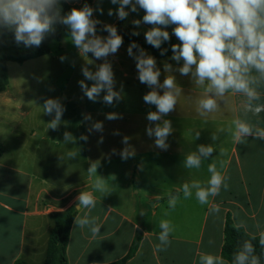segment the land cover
Here are the masks:
<instances>
[{
  "label": "crops",
  "instance_id": "obj_1",
  "mask_svg": "<svg viewBox=\"0 0 264 264\" xmlns=\"http://www.w3.org/2000/svg\"><path fill=\"white\" fill-rule=\"evenodd\" d=\"M64 1L75 6L82 3V0ZM92 8L94 19L103 25L123 23L142 36L153 27L143 22L139 26L133 24L134 20L142 21L145 14L139 6L136 12L126 6L129 15L124 20L116 14L119 4H112L111 0H93ZM98 8L103 9L102 14L96 10ZM109 9L113 11L111 16ZM174 27L169 25L164 29L170 37H175ZM146 53L152 56L149 51ZM171 57L155 58L161 71L160 83L171 74L182 89L175 110L163 117L171 121L173 128L167 138L169 148L164 151L156 148L155 138L146 134L147 127H155L146 116L149 111H156V107L143 100L151 89L138 80L135 60L118 49L113 70L130 76L129 83L125 84L131 89L130 119L118 120V153L125 147L122 140L127 136L136 155L125 161L118 154V164L99 165L97 175L107 181L106 194L93 190L96 176L89 177L90 163L82 176L72 172L67 180L60 177L58 138L70 128L60 125L53 131L48 129L49 122L35 123L34 106L11 99L7 90L0 93V264H15L18 260L26 264H46L49 238L55 227L54 215L75 207L81 191H93L96 197V207L89 215L98 218L101 232L93 239L87 227L81 229L73 223L66 252L68 264L119 261L127 256L138 233L143 236L138 251L126 264H199L201 252L222 256L227 214L235 225L244 221L246 228L243 229L250 236L258 237L259 232L264 231V141L249 137L245 144H236L226 131L233 119L243 118L245 98L241 94L228 93L229 105L221 104L216 112L201 116L198 100L203 97V89L195 87L190 75L183 76L175 71L183 61L177 63ZM165 63L173 66L172 73L164 72ZM157 91L163 94V89ZM260 91V103H264V87ZM249 120L264 128V112L259 117L249 114ZM221 128L225 131L221 132ZM3 130L15 135L13 143L2 138ZM196 132H200L199 139H195ZM213 133L219 137L215 142L211 139ZM200 144H213L212 157L203 160L199 169H186L183 166L185 156L196 151ZM221 150L225 152L222 156L219 155ZM91 151V147H87L83 155L90 156ZM211 163H216L217 169L228 177V189L221 188L220 194L210 197L206 205L197 201L194 191L189 199H184L180 192L179 202L170 209L169 193L176 195L183 183L193 180L206 184ZM140 166L143 170H139ZM157 195L161 197L158 201L153 199ZM213 204L220 206L219 213H209ZM86 211L78 212L77 216ZM164 219L171 221L175 230L169 237L170 246L157 251L159 222ZM257 223L260 228L256 227Z\"/></svg>",
  "mask_w": 264,
  "mask_h": 264
},
{
  "label": "clouds",
  "instance_id": "obj_2",
  "mask_svg": "<svg viewBox=\"0 0 264 264\" xmlns=\"http://www.w3.org/2000/svg\"><path fill=\"white\" fill-rule=\"evenodd\" d=\"M112 4H119L117 16L124 20L129 12L125 11L130 6L131 12L139 9L144 11L141 20H134L133 24L139 26L144 24L152 25L145 33L146 42L154 48L160 49L163 42L170 40V34L166 29L169 25H175L172 34L180 43L172 44L173 53L171 59L183 65L175 69L183 76H191L196 88L203 89V97L198 100V112L201 116L216 112L221 104H230L228 93L241 94L243 101V118L237 117L231 121L226 131L232 136L236 144H245L249 137L264 141V128L258 127L249 120V114L259 117L264 112V103H260L264 87V0H111ZM61 0H0V33L10 31L14 34L15 42L25 47H39L50 34H54L55 25L62 24L69 29L71 42L79 50L80 55L88 57L91 53L96 60L104 62L96 66V71H91L88 64L82 67V75L85 78L80 80L79 86L88 100L97 102L102 97V102L112 106L122 99L123 86L121 90H115L116 81L112 64L108 57L115 55L123 44V38L118 34L117 28L105 24L101 31L108 35L102 37L97 35V25L101 21L93 19L94 9L87 3L81 8H72L70 12L61 15ZM103 13L102 8L96 9ZM108 15H113L109 9ZM132 35H139L133 32ZM137 51L134 52L133 50ZM167 50L161 51V55ZM127 54L135 60L138 71V80L146 84L151 91L143 96L148 105H154L156 111H149L146 119L155 127L149 126L146 129L148 137L155 138L154 146L166 151L169 148L167 138L172 134L171 121L163 119L175 110L177 98L181 95L182 89L177 85L175 76L169 74L160 83L161 71L157 68L156 60L137 43L132 42L127 48ZM66 57L61 56L63 62ZM173 66L164 64V72L172 73ZM85 80L93 81L89 87ZM157 89H163L161 95ZM43 112L54 118L48 123V129L58 130L61 124L62 115L65 111L59 98H48L43 104ZM236 111L235 108L232 109ZM122 115L111 112L106 114L109 121L122 119ZM90 114L84 115L82 122L91 121ZM103 132V122H92L87 132ZM221 132L225 129L221 128ZM119 135L118 131L113 133ZM200 132L195 133V139H199ZM88 135L81 134L78 138L87 142ZM129 137L125 136L122 143L125 147L118 153L122 160H128L136 155L135 149L129 145ZM213 142L219 139L213 133ZM64 143H76L70 132L63 133ZM98 143H103L101 136ZM215 148L213 144H200L196 151L185 156L183 166L186 169H199L203 160L212 157ZM79 153L69 151V159H75ZM112 154H117L116 149ZM221 150L219 155H224ZM221 167L223 162L221 161ZM99 161L90 162L87 169L89 177L93 175L96 179L92 185L94 191L108 193L106 179L97 175ZM139 170H143L140 166ZM210 177L206 184L198 180L191 183H183L177 190V194L169 193L168 206L174 209L180 200L179 193H183L184 199L193 196L201 205L209 203L210 197L220 194L221 188L228 189V177L217 169L216 163L208 166ZM161 197L154 196L158 201ZM96 207V197L93 191H81L76 197L75 208L77 212L84 209L82 216L74 218L75 227L81 229L87 227L92 238L95 239L101 232V225L97 223V217H90L89 212ZM63 210V209H61ZM108 210H111L109 208ZM220 206L213 204L209 210L210 214L219 213ZM168 213H165L167 215ZM143 215V213H141ZM138 227V225L136 226ZM235 227L246 228L244 221L238 222ZM257 228L261 225L257 223ZM160 232L158 234L159 244L155 246L157 251H164L170 246V234L175 230L169 220L159 222ZM145 236L148 232L144 233ZM259 244L264 248V231L259 232ZM255 239V236H253ZM199 264H227L220 255L210 253H199ZM233 264H261V258L255 255V249L250 241H244L240 249L233 256Z\"/></svg>",
  "mask_w": 264,
  "mask_h": 264
},
{
  "label": "rangeland",
  "instance_id": "obj_3",
  "mask_svg": "<svg viewBox=\"0 0 264 264\" xmlns=\"http://www.w3.org/2000/svg\"><path fill=\"white\" fill-rule=\"evenodd\" d=\"M121 26L123 29H130L131 33L134 32L132 28L124 26L123 23ZM100 35L104 37L102 34ZM128 46L122 44L120 50L127 53ZM61 56L66 57L63 62L60 60ZM115 58L118 59V52L114 58L111 55L108 57L112 69H114L113 65L116 62ZM88 60L93 61L92 64L87 65L91 71H96V66L104 62L103 60H96L91 53L88 54V57L80 55L79 50L71 42L70 32H66L59 41L51 42V52L47 56L23 64L8 63L9 86L7 92L11 99L35 107V123L39 124L43 121L47 124L50 122L52 116L43 112V104L48 98H59L65 108L60 125H66L70 128L69 132L77 138L76 143L67 144L64 143L62 134L58 138L60 143L58 150L60 151L57 164L59 165L60 177L66 180L72 172L75 173V176H82L90 162L99 161L101 165L118 164V135L113 133L118 131V120L123 122L130 119L131 89L129 85L125 84V82L129 83L130 76L121 75L118 71L113 70L116 81L115 90L120 91L121 85L123 86L122 99L118 103L114 102L112 106L104 104L102 102L104 92L101 93L100 100L92 102L84 96L78 83L85 79L81 69ZM85 83L90 87L93 81L85 80ZM111 112L121 114L123 118L109 121L106 119V114ZM86 114H90L92 120L82 122ZM95 121L103 122V132L94 131L90 133L87 142L79 140L81 134L87 135L88 127ZM99 135L103 137V143H98L101 138ZM1 136L3 139L6 138L9 143H13L15 140V135L12 136L8 130H3ZM11 147L13 146L11 145ZM87 147L92 149L90 156L83 155V151ZM113 149H116L117 154H112ZM69 151H76L79 154L75 159H69L67 156ZM104 158L105 160H100Z\"/></svg>",
  "mask_w": 264,
  "mask_h": 264
},
{
  "label": "trees",
  "instance_id": "obj_4",
  "mask_svg": "<svg viewBox=\"0 0 264 264\" xmlns=\"http://www.w3.org/2000/svg\"><path fill=\"white\" fill-rule=\"evenodd\" d=\"M87 3L92 7L93 0H82L81 5H70L66 1L61 0V15H65L71 11L72 8H81ZM94 19V17H93ZM103 24L97 25V33L102 34L104 37L108 35L106 31H101ZM117 32L123 38V44L130 45L132 42L137 43L141 48L149 51L156 59H163L172 56L171 51L172 44L180 43L176 37H170L169 41L163 42L161 48L157 49L149 45L146 42L145 35L135 36L132 35L130 29H123L121 23L115 25ZM69 32V29L62 25H55L54 34H50L42 42L41 46L37 47H25L23 44H17L14 39V34L10 31L0 33V93L7 90L9 86V73L8 63L14 62L23 64L29 60L37 59L50 54L51 42L59 41L63 33ZM166 49L164 55H161V51ZM134 52L137 50L134 49ZM2 156V150L0 149V158ZM78 212L75 207H71L62 213H56L54 215L55 227L52 230L48 243L46 264H68L67 247L70 240V232L74 223V218ZM225 242L222 248V257L229 264H233V256L240 249L244 241H250L255 249V255L261 258V264H264V248L259 244L260 237L250 236L243 228L237 229L232 220L230 214L226 216L225 222ZM142 233H138L133 240L132 246L126 257L110 264H126V262L135 256L138 251L139 245L142 240ZM15 264H26L22 260H18Z\"/></svg>",
  "mask_w": 264,
  "mask_h": 264
}]
</instances>
